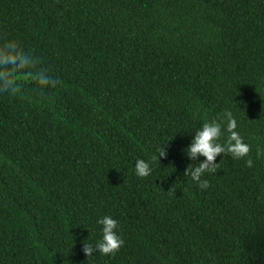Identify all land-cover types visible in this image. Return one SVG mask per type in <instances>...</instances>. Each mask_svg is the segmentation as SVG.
I'll return each mask as SVG.
<instances>
[{"label": "trees", "instance_id": "obj_1", "mask_svg": "<svg viewBox=\"0 0 264 264\" xmlns=\"http://www.w3.org/2000/svg\"><path fill=\"white\" fill-rule=\"evenodd\" d=\"M0 39L59 80L0 99V264H264V0H0ZM225 110L250 152L201 189L184 149ZM105 215L124 244L87 257Z\"/></svg>", "mask_w": 264, "mask_h": 264}, {"label": "clouds", "instance_id": "obj_2", "mask_svg": "<svg viewBox=\"0 0 264 264\" xmlns=\"http://www.w3.org/2000/svg\"><path fill=\"white\" fill-rule=\"evenodd\" d=\"M39 60L31 53L18 49L15 40L0 39V99L7 100L17 96L27 98L25 90L21 88L18 77L28 74L35 81L38 88L43 91L46 88H55L59 80L48 74L47 69L38 67ZM238 122L232 112L225 110L219 119H213L202 123L199 129L191 137V141L184 149L185 156L190 161H196L197 165L184 171L185 176H190L199 188L206 189L209 186L207 179H202L206 174L216 171L219 163H216L218 155L230 154L233 159H241L248 156L250 145L244 142V138L237 131ZM227 134L220 142L221 137ZM262 153L257 150V158ZM165 155V150L159 157ZM203 157V160H199ZM248 167L253 166L251 158L246 159ZM134 172L138 177H146L151 174L150 162L144 159H136ZM100 225V239L95 244L83 242L82 251L89 257L98 252L101 255H114L124 244V240L118 229V221L110 215H105L96 220ZM86 241V240H85Z\"/></svg>", "mask_w": 264, "mask_h": 264}]
</instances>
